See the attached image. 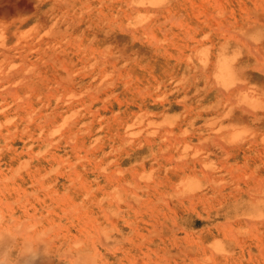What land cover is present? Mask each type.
<instances>
[{
	"label": "rangeland",
	"instance_id": "rangeland-1",
	"mask_svg": "<svg viewBox=\"0 0 264 264\" xmlns=\"http://www.w3.org/2000/svg\"><path fill=\"white\" fill-rule=\"evenodd\" d=\"M0 234V264H264V0H0Z\"/></svg>",
	"mask_w": 264,
	"mask_h": 264
},
{
	"label": "bare ground",
	"instance_id": "bare-ground-1",
	"mask_svg": "<svg viewBox=\"0 0 264 264\" xmlns=\"http://www.w3.org/2000/svg\"><path fill=\"white\" fill-rule=\"evenodd\" d=\"M44 6H46V4L43 5V3H42V4L39 5L40 9H41V7H44ZM39 7H38V8H39ZM36 9H37V8H36ZM135 9H136V8H135ZM37 10H38V9H37ZM255 17H256V16H255ZM255 17H254V18H255ZM257 18H258V17H257ZM257 18H256V19H257ZM17 19H18V18H17ZM258 19H259V18H258ZM28 20H29V18H19V19L17 20V23L22 24V23L27 22ZM259 20H260V19H259ZM257 21H258V20H257ZM258 22H260V21H258ZM11 23H12V22H11ZM13 24H14V25H13ZM15 25H16V23L13 22V23H12V26H15ZM15 34H16V32H15ZM16 35H17V34H16ZM15 37H16V36H15ZM258 51H259V50H258ZM256 52H257V51H256ZM242 91H243V90H242ZM223 93H224V92H223ZM223 93H221V94H223ZM225 95H226V94H225ZM230 101H231V100H230ZM240 110H241V109H240ZM249 113H251V111H250ZM252 113L254 114V112H252ZM253 114H252V115H253ZM236 118H239V119L241 118V119H242V118H243V111H242V112L239 114V116L236 117ZM253 118H254L253 122H254V121L261 120V119H259V116L256 115V114L253 115ZM260 123H261V122H260ZM262 150H263V149H262ZM201 195H204V193L201 194ZM199 196H200V195H199ZM15 229H16V228H15ZM0 235H1V234H0ZM34 235H37V234L34 233ZM9 238H10V237H9ZM2 241H3V240H2ZM31 243H32V242H31ZM30 247H31V246H30ZM32 247H33V246H32ZM34 248H36V247H34ZM34 250H35V249H34ZM42 251H43V250H42ZM28 252H29V251H28ZM28 252H27V253H28ZM25 255H27V254H25ZM28 256H29V255H28ZM60 257H61V256H60ZM1 258H2V257H1ZM65 262H66V261H65Z\"/></svg>",
	"mask_w": 264,
	"mask_h": 264
}]
</instances>
